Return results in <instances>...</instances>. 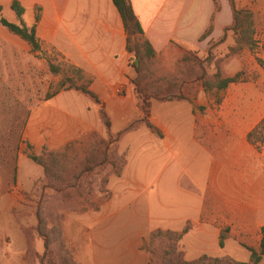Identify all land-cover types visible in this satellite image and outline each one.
Returning a JSON list of instances; mask_svg holds the SVG:
<instances>
[{
    "label": "rangeland",
    "instance_id": "1",
    "mask_svg": "<svg viewBox=\"0 0 264 264\" xmlns=\"http://www.w3.org/2000/svg\"><path fill=\"white\" fill-rule=\"evenodd\" d=\"M238 10L250 12L253 29V34H245L238 44L233 31L226 30L218 39L208 42L203 52L187 50L179 55L174 51L169 56L156 54L157 57L151 59L144 47L139 46L138 54L129 53L134 112L138 115L132 116L131 112L129 115H105L110 127L125 120L123 128L130 125L132 128L111 134L110 127L104 126L101 134L93 132L72 142L70 149L56 157V164L51 166L53 179L46 176L40 165L28 159V154L44 156L51 151L44 148L34 153L23 138L24 127L35 105L47 99L62 79L75 80V77L58 52H32L31 48L27 51L22 47L25 42L19 37L12 41V62L9 61L10 52L0 50V264H61L63 256L69 257L74 264H105L106 255L107 262L126 261L124 252L119 256L116 251V246L125 241V229L119 222L132 218V212L143 220L148 219L147 198L153 199L154 207L196 202L192 197L188 202L181 193L179 197L171 196L174 189L178 191L172 185L174 180H168L165 186L168 196L154 194L160 185H165L162 175L164 148H160L163 136L156 124L170 123L169 102L193 104V101L151 100L145 118L137 91L167 96L179 90L194 102L199 96L193 113L183 109L178 120L221 124L215 131L203 127L196 143L189 140L187 127L183 128L186 138L183 137L176 154L182 166L200 174L197 181L201 185L210 181L206 178L210 170H218L222 177H228L230 172L241 173L245 181L247 172L258 171L257 189H254L264 190L259 174L264 167V127L251 141L240 135L244 132L236 126L228 127L230 123L250 118L256 109L253 106L264 102V0H253L246 8ZM2 35L0 38L8 42ZM250 41L254 43L251 47ZM182 56L184 61H181ZM50 62L61 71L51 73ZM216 72L222 77L239 73L240 81L219 92H205L201 82ZM213 106H221L219 118L213 113ZM144 120L161 135L150 131ZM100 121L103 126L101 115ZM146 134L154 136L155 145ZM95 137L110 140L108 149L94 152ZM179 184L180 188L194 190L184 176ZM154 230L139 244L142 258L138 264H151L143 245ZM45 239L48 240L47 252L44 251ZM239 243L249 247L257 245L252 238H238L236 242H227L223 249L210 247L205 253L247 262L250 253ZM177 249L188 261L201 254L199 243L191 236L186 243L179 241ZM255 249L258 251L259 245Z\"/></svg>",
    "mask_w": 264,
    "mask_h": 264
},
{
    "label": "crops",
    "instance_id": "2",
    "mask_svg": "<svg viewBox=\"0 0 264 264\" xmlns=\"http://www.w3.org/2000/svg\"><path fill=\"white\" fill-rule=\"evenodd\" d=\"M13 1H17L24 9L22 16L24 24L28 27L35 25L39 48L31 51L58 52L63 63L79 68L83 72L85 81H89L88 90L99 100V103H96L78 90L66 89L35 105L30 111L23 132L24 140L34 153H39L44 148L48 151L57 150L93 132L101 134L104 132V125L102 126L100 121L101 109L108 115H129L130 112L132 116L138 115L134 112L136 110L132 97L130 54L126 50V33L111 0H0V16L9 22L17 23L10 8ZM233 1L237 9H243L253 0ZM129 2L154 52L165 57L174 51L177 54H183L187 50L203 52L208 42L218 39L223 29L232 21L228 0H217L219 4L217 11L214 10L213 0H129ZM210 23L212 26L210 34L201 39ZM0 34L8 39L6 42L0 38V50L9 51V61L12 62V41L18 39V36L2 26ZM22 47L27 51L31 48L26 42ZM237 83L229 84L228 87ZM191 101L193 104L169 102L167 105L170 123L165 126L156 124L163 136L160 148H164L165 170L162 175L165 185H160L154 194L167 195L165 186H168V180H174L172 185L178 191L176 193L173 188L171 196L179 197L181 193L188 202L189 197L198 202L159 204L158 207H154L151 203L153 199L147 198L148 219L143 220L140 215L135 214L136 212H132V218L119 222L125 229V241L122 245L116 246V251L119 256L123 251L127 260L107 262L106 255L105 264H138L142 258L139 251L142 238L157 228L180 232L188 224V230L180 241L186 243L189 236L197 240L200 245V256L206 255L205 252L210 247L220 250L227 242H236L238 238H252L259 245L264 237L262 233L264 190H255L257 189L255 177L258 171L247 172L245 181L241 173L230 172L228 177H222L218 170H210L206 174L210 181L203 186L197 181L200 177L198 172L182 166V160L176 152H179V146L185 137L183 131L187 130L189 140L196 143L203 127L215 131L221 125L215 121L206 125L179 121V116L183 114L181 110L193 113V105L199 104V96L196 102L194 99ZM253 107L256 109L250 118L235 122L236 124L230 123L228 127L236 126L239 131L244 132L240 135L246 137L264 117L263 101ZM221 109V106L214 107L213 113L216 118L220 117ZM242 113L249 115V112ZM123 126H126L125 120L118 124L113 123L109 131H112L111 134L126 132ZM184 127L187 128L183 130ZM146 135L151 144L155 145L154 136ZM259 174L263 188L264 167ZM182 176L187 178L189 186L194 190L180 188L179 180ZM221 233L224 234L222 248L219 247ZM257 245L251 248L256 250ZM182 247L184 249L183 245ZM263 259L264 254L258 264H261Z\"/></svg>",
    "mask_w": 264,
    "mask_h": 264
},
{
    "label": "trees",
    "instance_id": "3",
    "mask_svg": "<svg viewBox=\"0 0 264 264\" xmlns=\"http://www.w3.org/2000/svg\"><path fill=\"white\" fill-rule=\"evenodd\" d=\"M112 4L118 11L120 16L121 22L123 24L125 33H126V50L128 53H135L138 54V47L143 46L144 50H146L149 58L154 59L157 57L156 53L154 52L152 46L150 45L149 41L144 36L143 30L140 26L139 21L137 20L131 4L129 0H111ZM214 1V10H219V4L217 0ZM231 14H232V21L231 24L223 29V34L226 30H232L233 33L236 35L235 42L238 44L241 39L245 37V34L252 35V21H251V14L249 11H241L235 7L233 0H228ZM11 10L14 12L16 17L17 23H12L4 19L0 16V26L6 28L10 33L18 36L20 39L25 41L30 47L32 51H36L39 48L38 41L35 36V25L30 27L26 26L22 20V15L24 13V9L17 1H13L10 4ZM38 20V17H35V21ZM246 25L245 28L242 25ZM231 27V28H230ZM212 30L211 23L208 26L207 30L201 36V39L207 37ZM241 36L239 39L238 36ZM135 42L131 44V41ZM220 40V39H219ZM250 43V44H249ZM249 46H253L254 43L252 41L248 42ZM185 54V52L183 53ZM207 59V58H206ZM184 56L181 57V61H184ZM134 65V64H133ZM135 67V65H134ZM68 70L73 74L75 80L66 77L62 79L58 87L47 97H51L55 95L60 90L66 89H75L82 92L84 95L91 98L94 102L99 103L97 96L88 90L87 86L89 81H85L83 72L76 67L68 66ZM48 69L51 73L56 74L60 70V67L53 66L52 64H48ZM240 81L239 73H236L230 77H222L219 72L214 73L209 78L201 82V86L203 87L205 92H219L228 87L229 84L237 83ZM80 82V84H77ZM65 84H67L65 86ZM139 100L141 102V111L144 114L145 118L148 117V105L151 100L156 101H171V100H184L191 102V99L187 95L183 94L182 91H177V93H173L167 96L158 95L157 93H144L142 91H137ZM100 115L103 121L104 126L106 129H109L110 124L105 115L103 109L100 110ZM143 120V119H142ZM144 125L152 132L159 134V131L147 120H144ZM264 127V118L250 131L247 135L248 139L251 141L252 136L260 129ZM132 125L128 126L126 129H131ZM94 137V134H92ZM94 139L93 145L94 147L92 150L99 151V150H107L108 145L111 143L110 140L105 141L101 138ZM73 144H67L61 149L57 151L46 152V155L36 156L34 154H28L27 157L32 162L40 165L43 169V172L49 177L53 179L51 175L53 164H56V157L61 156L64 154L65 151H68ZM121 170V167L119 168ZM188 230V226L186 225L180 232H174L169 230H161L155 229L149 234V239L146 243H144L143 248L149 253V261L151 264H258L261 260L262 255L264 254V237L261 239L259 244V250L256 251L251 247L246 245L240 244L243 248H245L250 253V259L247 262H239L232 260L227 257H213L208 255H201L196 259L193 260H185L183 259V254L181 251L177 249V243L181 240L182 235ZM262 233H264V228H262ZM224 234H220L219 239V247L222 248L224 243ZM49 249L48 247V240L45 239L44 243V251L47 252ZM61 264H74L69 257H62Z\"/></svg>",
    "mask_w": 264,
    "mask_h": 264
}]
</instances>
